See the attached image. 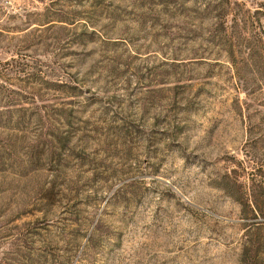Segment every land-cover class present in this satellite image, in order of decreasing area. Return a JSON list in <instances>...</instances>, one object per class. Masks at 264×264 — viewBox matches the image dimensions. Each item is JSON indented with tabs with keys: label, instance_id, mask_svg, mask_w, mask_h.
I'll return each mask as SVG.
<instances>
[{
	"label": "rangeland",
	"instance_id": "1",
	"mask_svg": "<svg viewBox=\"0 0 264 264\" xmlns=\"http://www.w3.org/2000/svg\"><path fill=\"white\" fill-rule=\"evenodd\" d=\"M262 171L264 0H0V264H238Z\"/></svg>",
	"mask_w": 264,
	"mask_h": 264
},
{
	"label": "trees",
	"instance_id": "2",
	"mask_svg": "<svg viewBox=\"0 0 264 264\" xmlns=\"http://www.w3.org/2000/svg\"><path fill=\"white\" fill-rule=\"evenodd\" d=\"M262 172L264 174V171ZM255 211L264 216L263 209L258 201L255 205ZM263 227L264 221L249 225L248 234L242 241V253L238 264H264V236L260 233Z\"/></svg>",
	"mask_w": 264,
	"mask_h": 264
}]
</instances>
